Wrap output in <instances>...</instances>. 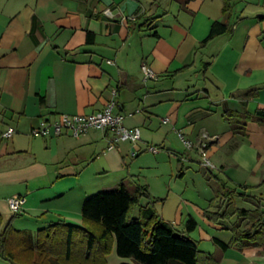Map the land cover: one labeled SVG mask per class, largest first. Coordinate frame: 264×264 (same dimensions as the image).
Wrapping results in <instances>:
<instances>
[{
  "label": "crops",
  "instance_id": "crops-1",
  "mask_svg": "<svg viewBox=\"0 0 264 264\" xmlns=\"http://www.w3.org/2000/svg\"><path fill=\"white\" fill-rule=\"evenodd\" d=\"M186 1L0 0V162H21L29 175L25 188L15 185L0 196L2 224L11 220L13 227L14 222L22 226L32 219L38 225L45 224L43 219L49 215H41L50 214L53 200L66 198L74 187L69 176L77 171L67 164L74 165L82 152L83 157L101 155L107 165L114 162L120 169L124 162L121 143H128L130 149L149 144L145 140L142 144L120 142L107 150L109 134L97 129L78 137L31 135L32 128L59 114L101 110L110 99V91L116 89L117 110L132 113L124 118L127 127L142 128L144 135L145 129L151 132L153 126L163 141L174 136L180 140L178 131L196 147L204 141L218 166L204 169L197 148L196 161L194 149H187L194 154L165 157L157 153L150 156L149 152V165L159 168L169 163L171 169L161 218L179 231L190 217L196 228L199 220L211 230L223 231L225 239L206 234L212 245L210 252H203L218 257L217 264H264L263 248L220 249L214 239L227 243L232 238L231 219L207 220L203 211L209 195H198V203L192 202L188 185L178 180L195 167L203 174H224L234 184L260 185L250 190L264 203L259 192L264 186V126L251 119L244 135L234 134L223 116L225 107L238 113L243 104L250 113L264 108V0H228L232 5L229 16L222 12L224 0H188L184 4ZM214 21L228 23L231 32L198 49ZM142 63L158 74L157 80L142 81ZM252 88L258 90L243 98L242 93ZM165 118L168 121L164 123ZM8 126L15 132L5 139L2 133ZM203 133L207 139L202 138ZM49 166L56 169L59 180H51ZM36 180L38 184H30ZM41 181L44 183L39 184ZM142 185L148 188L143 181ZM127 186L132 189L135 184ZM223 190L221 186L217 191ZM12 196L25 197L26 203L21 213L9 211L12 214L8 216L2 207L6 204L9 210L7 199ZM87 196L88 192L75 195L74 200L82 205ZM47 201L51 203L45 204ZM166 201L170 202L168 207ZM70 218L63 217V221L78 225ZM223 221L230 222L223 225ZM195 229L188 235L198 242L192 237Z\"/></svg>",
  "mask_w": 264,
  "mask_h": 264
},
{
  "label": "trees",
  "instance_id": "trees-1",
  "mask_svg": "<svg viewBox=\"0 0 264 264\" xmlns=\"http://www.w3.org/2000/svg\"><path fill=\"white\" fill-rule=\"evenodd\" d=\"M231 8V3L224 0L222 12L226 16ZM230 32L228 23L212 22L198 49ZM257 90L249 89L242 97L250 98ZM40 101L43 102L42 98ZM223 116L234 134L244 135L246 122L251 119L264 126V108L250 113L243 104V111L238 113L225 107ZM222 187L224 190L216 195L215 202H210L203 211L204 217L213 222L235 217V221L232 238L227 243L217 239L214 242L222 250L247 246L264 249V203L256 195L245 198V194H239L253 209L237 208L234 202L237 188L228 189L224 184ZM144 197L147 201L141 204ZM156 200L150 197L147 186L135 184L129 189L120 182L115 188L95 192L83 200L82 227L59 220L34 235L30 230L15 229L11 220L2 224L0 218V258L13 264H105V255L114 245L118 256L132 258L137 264H217L218 257L201 251L188 235L196 228L195 220L190 217L184 230H177L157 213Z\"/></svg>",
  "mask_w": 264,
  "mask_h": 264
},
{
  "label": "rangeland",
  "instance_id": "rangeland-1",
  "mask_svg": "<svg viewBox=\"0 0 264 264\" xmlns=\"http://www.w3.org/2000/svg\"><path fill=\"white\" fill-rule=\"evenodd\" d=\"M240 7H244L243 4L239 3ZM246 9H250V7H247ZM245 92V91H244ZM159 113V112H158ZM160 114V113H159ZM153 122H156L157 126V120L156 118L152 119ZM152 131L149 132L147 129L146 134L144 132L143 135V129L141 128V144L143 143V140L148 141L150 145L156 146L159 148V152L157 154L162 155V157H165L170 154H184L192 152V150H187L184 145L180 142V140L174 136L172 139L171 137H167L164 141L162 140L160 136V132H154L153 126L151 127ZM186 138V137H185ZM188 139V138H186ZM192 141V140H191ZM139 142V143H140ZM193 142V141H192ZM123 146V147H122ZM87 149V148H83ZM130 145L128 143H121L120 150H121V156H124V162H122V167L115 168V163L113 162L112 166L107 165L104 162V157L100 155V157H89L83 155L79 156V160L74 164L70 165L67 164V166H71L74 168V170L77 171L75 176H69V178H72V182L74 183V187L68 190V193L66 195V198H56L53 200L54 204L51 205L50 208L52 210L50 211V214L48 212L42 214L49 215L46 216V218L43 219V221H47L43 225H38L35 221V219H32L28 222L26 225L20 226L19 223L14 222V227L18 228L19 230H30L33 232L34 235H36L37 231L39 229H42L44 227H47L53 223L58 222V219H61L63 221V217L71 216V220L75 222L76 226H84V222L82 220L81 214H80V208L81 203L80 200H74V196H82L86 192H88V195H91L95 192H99L102 190L112 189L117 186L119 181L123 180L125 184H137L141 183L142 181L144 183L148 184V190L153 192L149 195L153 199H157L154 208L156 209L157 213L161 215L160 206L161 203L164 201L163 198H165V194L167 192V188L165 187L166 182L168 181L169 175L171 174L170 164L166 163L165 165L161 167H157L155 165H149L150 163V157L148 155V151H143L133 159V157L130 155L131 151L136 150V148L130 149ZM82 150V149H81ZM195 150V149H194ZM195 159L198 157V153L195 150ZM208 153V152H207ZM197 154V155H196ZM130 155V156H129ZM150 156H152V153H149ZM209 159L213 166L218 167L214 160L211 158L210 153L208 154ZM118 159V158H117ZM139 164L142 166V168H139ZM197 164V163H196ZM66 165V164H65ZM22 163L17 162L16 160L12 161H4L0 162V196L2 198L4 193H7L13 189L18 188L17 186L21 185L23 188H25L26 178L29 177L26 170H23L24 168H21ZM42 168L44 166H41ZM131 168L133 169L131 171ZM47 171L50 172V178L51 180L57 181L60 179V177L55 174V168L49 166L46 167ZM135 174H132L134 173ZM140 172V173H138ZM214 173V172H212ZM209 171H207L205 174H203L201 171L197 169V167L194 168V171H190L188 173H185L182 177H179L178 180L180 184L185 185L187 184L189 187V192L193 193V198H189L192 202L197 201L198 195H209V199L207 201V206L205 209L209 207L210 202H215L216 195H218V188L224 184L228 189H234L237 188L238 195H236L235 198V205L239 206L240 208L244 209H251L252 205L248 202H245L241 198L245 196H251L254 194L252 193L250 189L245 188V185L243 183L234 184L231 183L227 177V175H219V174H212ZM139 176V177H138ZM175 176V175H174ZM21 183L15 184L12 183V181ZM39 180V179H38ZM258 181V180H257ZM254 179V182H257ZM44 181H41L39 184H43ZM30 184L36 185L38 184V181H34ZM39 186V185H37ZM251 187V186H248ZM262 196H264V186L259 191ZM159 194V195H158ZM239 194H245L243 197ZM259 194V193H257ZM240 196V197H239ZM26 199V198H25ZM61 199V200H60ZM72 199V200H71ZM145 200L147 201V198L144 197L142 199V203H145ZM56 201V202H55ZM51 203V201H47L45 204ZM174 204V201L172 202ZM166 207L170 205L169 201H166ZM59 206V207H58ZM211 211H215L214 208H210ZM68 212H71V215H69ZM2 212L5 215L11 216L12 213L9 212V210L6 208V204L4 207H2ZM208 220V219H207ZM235 221V217H233L230 221L233 223ZM211 221V220H209ZM230 221H223V225H228ZM199 226L195 229V232H193L192 237L197 240L198 242V248L202 251H211V241L207 238L206 234H213V236L221 237V238H227L225 234H223L220 231L211 230L210 227H208L204 222L197 221ZM213 222V221H211ZM44 223V222H43ZM1 264H13L15 262H11L8 260H5L3 258H0ZM120 263H130V264H137L135 260L128 257H120L116 254L115 246L113 245L110 251L105 255V264H120Z\"/></svg>",
  "mask_w": 264,
  "mask_h": 264
},
{
  "label": "built area",
  "instance_id": "built-area-1",
  "mask_svg": "<svg viewBox=\"0 0 264 264\" xmlns=\"http://www.w3.org/2000/svg\"><path fill=\"white\" fill-rule=\"evenodd\" d=\"M108 13L109 10L105 9ZM111 63V61H108ZM140 73L143 82L155 81L158 79V74L146 63H142L140 66ZM117 90L112 89L110 91V99L104 105V107L94 113L90 114H59L53 119L43 120L39 126L31 129V135L33 136H60L63 134H69L74 137H78L90 131L91 129H97L109 134V143L107 150L114 148L120 142H130L133 144H139L141 139V131L137 126L127 127L124 124V118L132 116V113H122L118 111L119 108L117 100ZM168 119H162V122H167ZM15 129L12 126H8L2 133V137L9 139L14 134ZM178 136L186 149L197 148L201 159V165L204 169L210 170L214 166L211 163L208 153L206 151V142L201 141L198 146L189 139H186L184 134L178 131ZM203 139H207L206 133L202 134ZM159 148L153 145H141L136 150L131 151L130 155L135 157L137 154L148 151L151 153H158ZM26 203L25 197L12 196L7 199V205L9 211L13 214L21 213Z\"/></svg>",
  "mask_w": 264,
  "mask_h": 264
}]
</instances>
